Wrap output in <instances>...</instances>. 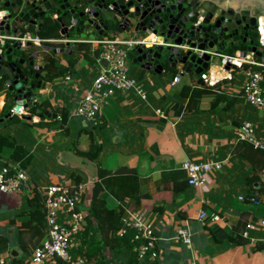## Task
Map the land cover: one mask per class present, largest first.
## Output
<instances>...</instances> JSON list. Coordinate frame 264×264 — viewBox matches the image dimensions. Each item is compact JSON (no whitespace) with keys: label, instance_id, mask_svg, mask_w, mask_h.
Returning <instances> with one entry per match:
<instances>
[{"label":"crops","instance_id":"0c3cea01","mask_svg":"<svg viewBox=\"0 0 264 264\" xmlns=\"http://www.w3.org/2000/svg\"><path fill=\"white\" fill-rule=\"evenodd\" d=\"M67 30V28L61 29L60 34L64 36ZM110 37L122 43H132L128 76L144 90L146 97L142 98L135 91L116 93L103 110L102 124L97 127L98 131H90L88 129L90 125L78 119L76 120L78 137L76 142L73 140L71 143L70 136L67 143L60 141L63 137L59 138L58 135L64 134L63 130L33 126V123L41 120L39 116L28 121L23 118L24 114L18 115L21 120L26 121L24 125H27V122L32 124H28L29 128L37 137H40L35 143L37 146L23 145L33 155H35V149L36 151L39 148L45 150L48 144L53 145L57 139L58 149H61L63 144L70 143L66 147L69 151L62 155L67 161L65 165L70 163L79 168L69 174L64 182L62 177H55L50 185L35 183L28 173L35 160L34 156L31 165L25 170L33 188L42 190L57 184L76 186L73 176L78 175L81 179L80 185L84 186L86 191L84 210L88 213L92 191L97 180L98 165L111 169L118 166L138 168L143 190L150 192L158 199V202L166 203L164 213L155 212L153 203L137 206L130 199L119 202L107 193L104 197L110 209L122 206L125 210L124 217L131 212H143L147 220L153 223L158 238L156 249L145 262L140 264H264L263 243H253L250 240L245 245H238L230 240L216 242L209 230L215 227L231 230L243 223L264 218L263 204L254 207L240 200L241 197L246 198L249 194H255L256 198L263 199L264 194V155L238 141L237 129L245 123H252L255 126L257 138L264 139V108L250 104L244 97L243 71L234 70L233 67L230 69L227 66H215L205 73L215 84L226 81L221 90L234 98V103L230 107L227 108L226 103H221L218 108L211 109L212 98L206 97L201 103L203 111L183 113L180 117H173V110H179L188 103V99L182 96V89L201 87L194 81L193 75L182 76L181 66L176 69L166 67L161 75L146 72L140 65L133 63V45L138 41L128 34L110 35ZM148 40L152 43L155 39L151 37ZM59 42L62 43L63 48L72 50V54L46 52L40 43L34 49L35 53H38L36 60L38 66L44 68L45 57L49 55L65 65L68 64V56H79L74 46L64 45L66 43L64 37ZM90 45L93 50H98L92 44ZM253 59L258 61L256 57ZM258 62L264 63L262 60ZM105 67L106 63L100 60L99 56L93 64L81 58L73 73L48 82L44 89L38 91L49 101V105L41 107V111L55 113L54 110L60 109L57 105L58 100L57 102L52 100L53 93L50 89L58 86L61 88L63 98L60 104H64L66 102L64 100L68 97L76 106L81 97L92 89L101 70ZM177 76L181 77V84H174ZM68 77H70L69 80H67ZM10 102L15 107L12 95ZM5 103L6 96L3 95L0 97V111ZM60 106L66 108L65 105ZM159 111L164 114V117L158 114ZM24 113L30 114L28 111ZM73 118L75 117L69 114L70 129ZM54 119L56 118L48 117L46 122L50 123ZM6 120L0 121V135L8 136L3 134L1 129V126L7 125ZM90 134L102 146L96 162L77 156L73 150L76 143L82 150H88ZM31 138L33 139V136ZM237 148L240 151L235 153L234 150ZM59 153L61 154L62 151ZM187 160L197 162L214 160L221 162L223 166L221 170L212 172L208 182L202 187L188 186L181 192L173 193L172 183L164 182L163 172L182 169V165ZM249 175L256 176L257 181L251 184V181L255 179H248ZM34 198L35 196L18 197L0 194V237H6L10 245L9 251L0 255V264H10L13 260L30 262L33 250L30 255L23 252L18 244L16 229L8 228L6 222L21 212L31 211L34 208ZM203 211L208 217L212 214L219 215L220 221L218 223L210 220L200 221L199 215ZM181 229H189L191 232L193 242L190 247L177 238L178 231ZM106 255L108 264H114L117 261L121 262L120 264H130V255L127 250L119 253L109 249ZM54 264L60 263L57 261Z\"/></svg>","mask_w":264,"mask_h":264},{"label":"water","instance_id":"95a60500","mask_svg":"<svg viewBox=\"0 0 264 264\" xmlns=\"http://www.w3.org/2000/svg\"><path fill=\"white\" fill-rule=\"evenodd\" d=\"M0 8L8 10L0 31L30 37L25 46L15 41L0 49V80L8 77L6 85L15 103L0 121L32 110L43 99L42 93L35 94L42 87L41 80L34 82L40 75L34 72L43 70L35 65L38 53L25 56L39 39L30 29L40 30L48 17L68 29L61 35L68 47L75 46L73 41L128 34L138 41L132 57L142 70L161 75L166 67L181 66V75H193L202 87L206 86L203 74L228 65L225 56L253 55L264 62L257 30L258 18H264V0H0ZM39 41L46 52L72 54V50ZM242 46L245 49L238 50ZM48 117L57 118V114L45 111L39 116ZM23 118L33 120L30 114Z\"/></svg>","mask_w":264,"mask_h":264},{"label":"built area","instance_id":"2783aa9c","mask_svg":"<svg viewBox=\"0 0 264 264\" xmlns=\"http://www.w3.org/2000/svg\"><path fill=\"white\" fill-rule=\"evenodd\" d=\"M8 16V10L2 8L0 11L1 22ZM5 27V24L3 25ZM257 30L260 34V46L264 49V18L261 16L257 20ZM30 40L29 34L13 35L8 31H0V49L7 42L14 43L19 41L23 46ZM39 39L34 41L39 45ZM79 41H73L78 43ZM84 43L92 44L100 50L99 58L106 63V67L101 70L100 75L94 82L91 90L87 91L78 101L72 115L82 120L91 127H98L102 124L103 109L108 105L109 100L118 92L127 93L137 92L142 98L146 97L143 89L128 76L129 56L132 43H122L114 37L106 36L95 40H84ZM237 56V57H236ZM236 56H225L228 68L242 70L245 83L242 92L246 100L259 108H264V63L255 61L253 55L246 58ZM244 64H250L257 68L243 70ZM206 84L213 86L208 74L202 75ZM70 77L67 78L69 80ZM180 76L175 77L174 84H181ZM24 110V109H23ZM23 114H25L23 112ZM71 114V113H70ZM158 114L164 117L159 111ZM238 141L252 145L255 149L264 152V139H259L255 135V126L252 123H245L238 127ZM223 164L218 161L209 160L207 162H197L187 160L182 165V170L186 173L189 186L202 187L209 180L212 172L222 169ZM30 178L26 171L17 163H11L0 168V194L5 196H35ZM39 190L43 196L42 209L46 215L47 236L45 240L33 250L29 264L56 263L58 260L65 264H89L85 257L73 255V251L78 252L82 247L81 235L85 231V222L88 213L85 212L84 196L85 188L82 185L68 186L57 184L47 189ZM264 199V194L262 196ZM240 200L245 203V198ZM249 204L258 207L262 204L260 199L252 198ZM199 220L204 222L210 220L218 223L220 217L212 214L208 217L205 211L199 215ZM128 230H135L133 238L140 262L149 257L156 249L158 238L152 222H149L143 212H131L123 219V227L119 232L120 236L125 235ZM245 239L253 243L264 244V218L250 221L246 224L242 232ZM177 238L182 240L185 245L190 247L193 242L192 234L189 229L178 231Z\"/></svg>","mask_w":264,"mask_h":264},{"label":"trees","instance_id":"16d2710c","mask_svg":"<svg viewBox=\"0 0 264 264\" xmlns=\"http://www.w3.org/2000/svg\"><path fill=\"white\" fill-rule=\"evenodd\" d=\"M30 30L36 31L39 39L49 47H64L62 46V43L59 42L63 37L60 34V25L55 19L48 17L43 20V25L40 30L35 28H31ZM114 30H116V27H114ZM24 33H27V31H24ZM34 48L37 47L34 46ZM243 49H245V47L242 46L238 50ZM74 50L79 56H68L69 60L67 65L62 64L60 60L56 59L54 56L49 55L45 57L46 64L42 70V79L45 83L52 82L56 79L63 78L67 74L73 73L81 58H84L93 64L99 56V50H93L90 44L84 42L76 43ZM51 53H53V51ZM232 56H235V53H233ZM257 60L260 61L259 58H257ZM243 69L258 70L259 68L250 64H244ZM7 79L8 77L6 76L4 79L0 80V97L3 95L6 96V103L2 108V111H0V119L5 118V116L14 108L13 103L10 102L11 94L8 92L6 85ZM225 83L226 81L223 80L217 82L213 86L206 85L205 87L183 88L182 96L188 99V103L185 106H182L179 110H173V117H180L183 113L203 111L201 109V103L206 97L212 98L211 109L218 108L221 103H226L227 108L230 107V105L234 103V98H231L221 90V87ZM44 105H49L48 98H43L42 101L38 103L37 107L28 112L32 117L40 116L44 113L41 111V107ZM54 111L58 112L60 119H54L50 123L46 122V119H43L37 123H33V126L59 129L63 130L65 134H69V110L63 108ZM21 121L22 120L15 115L13 118L7 119L6 124L15 125ZM95 128L97 127H94V129ZM242 143L255 149L248 143ZM73 150L77 156L83 157L91 162H96L102 151V146L98 144L93 135L90 134V145L88 150H82L77 143ZM239 151L240 149L238 148L234 150L235 153ZM259 152L264 155V152ZM33 159V153L25 146L17 143L10 136L0 135V168L11 163H17L21 168L27 170ZM73 177L76 184L80 185V177L78 175H74ZM163 178L164 182L172 183L171 186L173 193L181 192L189 186L186 179V173L182 169L163 172ZM248 179H255L251 181V184L257 181L256 176L253 175H249ZM106 193L113 196L119 202L130 199L132 203L137 206L153 203L155 212L164 213L165 211L166 203L158 202V199L152 196L150 192L143 190L140 183V171L138 168L118 166L111 169L104 165H98L97 180L91 195V202L88 209L89 212L85 222V231L81 235L82 247L78 252L73 251V255L78 253L79 256L85 257L89 264H108L106 252L109 249L115 250L119 253L123 250H127L130 255V264H140L138 254L135 252L137 244L133 242L136 231L128 230L125 235H119V232L123 227L125 210L122 206H119L116 209H110L104 197ZM254 195L255 194H249V196L245 198V203L249 204L250 199L257 197V195ZM43 200L44 198L42 195L36 194L33 200L34 208H32L31 211L21 212L6 222L8 228L16 229L18 244L23 252L28 255L32 254L31 251L39 246L47 236V219L44 210L41 207ZM260 200L262 204H264V199L260 198ZM246 224L247 223H243L241 226H236L231 230L220 229L218 227L210 228L209 230L216 242L230 240L238 245H245L249 243V240L242 236ZM9 249L10 245L8 239L4 236L0 237V255L7 253ZM58 261L60 264H65L61 260ZM29 263L28 260H13L10 262V264Z\"/></svg>","mask_w":264,"mask_h":264},{"label":"rangeland","instance_id":"374dc122","mask_svg":"<svg viewBox=\"0 0 264 264\" xmlns=\"http://www.w3.org/2000/svg\"><path fill=\"white\" fill-rule=\"evenodd\" d=\"M63 56H66V55L63 54ZM50 89L52 90V93H53L52 94V100H54L56 102L58 100V103H57L58 107L60 109H63V107H61L60 105H65L66 108L71 110L70 111L71 114H72V112L74 113V109L76 106L71 101L70 98L67 97L66 100H64L66 102L64 104H60L61 103L60 100L63 101V98L61 96L62 92L60 91L61 88L58 86V87H53ZM46 97H48V96L46 95ZM56 110H59V109H56ZM54 112H55V114H57L56 119H60L58 112H56V111H54ZM41 120H43V119H41ZM76 120H78L77 117L73 118L72 123L70 125L71 134L65 135V133H64V134L58 135L59 138L61 136L63 137V140L60 139L61 142L67 143V139L69 138V136H70V143L73 140H75V142H76V137H78V134H77V131H78V125L77 124L78 123ZM25 122L26 121L22 120L20 123H17L14 126L3 125V126H1L2 133L7 134L8 136L12 137L17 143H19L21 145H25V146H28L31 144L36 145L35 143H37V141L40 139V137H37L33 133V130L29 128V126H28L29 122H27V125H24ZM88 129L90 131H96V130L98 131V128L94 129L91 126H88ZM31 136H33V139L31 138ZM32 140H35V141H32ZM70 143L69 144H63L62 148L58 149L59 148V142L56 139L55 143L51 146L48 144L47 148L45 150L43 148H39L36 151V149H35V155H34L35 160L32 164V167L30 168V170L28 172L29 176L31 177L32 180L35 181V183H41V184L45 183L46 185H50V182H52L55 177L56 178L62 177V179H63L62 181L64 182V181H66V179H68L69 174H71L73 171L79 170V168L77 166L70 165V163H67L65 165V163L67 161L63 158V156H64L65 152L69 151V149L66 150V147L69 146ZM59 151H62V153L60 154ZM113 156L114 155H112V157ZM35 191H36L35 196H36V194H40L39 190L37 188L35 189ZM237 205H239V204H237ZM262 207H264V204L262 205ZM147 259H148V257L145 260H142L141 263L145 262ZM120 263L121 262L117 261L114 264H120Z\"/></svg>","mask_w":264,"mask_h":264},{"label":"flooded vegetation","instance_id":"af4514ba","mask_svg":"<svg viewBox=\"0 0 264 264\" xmlns=\"http://www.w3.org/2000/svg\"><path fill=\"white\" fill-rule=\"evenodd\" d=\"M35 46H36V45H35ZM34 49H35V48H32V49H31V53H30V54H27L25 57H26V58H29L30 56H32V54L35 53V50H34ZM36 60H37V59H35V65H37ZM38 74H40V75H39V78H38L37 80H34V82H37L38 80H41V81H42V87H41V89H44V88L46 87V84H47V83H45V81L42 79L43 71L41 70V71H39V72H38V71H35V72H34V76H36V75H38ZM36 93H38V91H35V94H36Z\"/></svg>","mask_w":264,"mask_h":264},{"label":"clouds","instance_id":"9594fccd","mask_svg":"<svg viewBox=\"0 0 264 264\" xmlns=\"http://www.w3.org/2000/svg\"><path fill=\"white\" fill-rule=\"evenodd\" d=\"M236 56V55H235Z\"/></svg>","mask_w":264,"mask_h":264}]
</instances>
